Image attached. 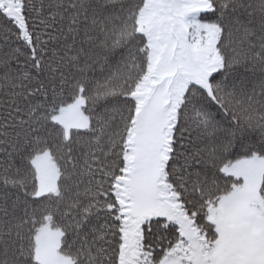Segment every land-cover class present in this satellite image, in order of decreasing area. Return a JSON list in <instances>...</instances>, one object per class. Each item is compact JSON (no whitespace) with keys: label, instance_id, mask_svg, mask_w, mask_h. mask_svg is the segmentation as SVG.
I'll use <instances>...</instances> for the list:
<instances>
[{"label":"snow or ice","instance_id":"obj_1","mask_svg":"<svg viewBox=\"0 0 264 264\" xmlns=\"http://www.w3.org/2000/svg\"><path fill=\"white\" fill-rule=\"evenodd\" d=\"M0 264H264V0H0Z\"/></svg>","mask_w":264,"mask_h":264}]
</instances>
